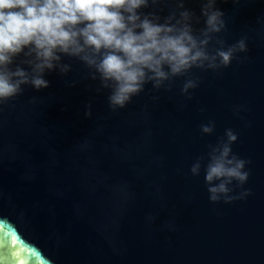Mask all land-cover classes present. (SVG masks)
I'll list each match as a JSON object with an SVG mask.
<instances>
[{"label":"water","instance_id":"water-1","mask_svg":"<svg viewBox=\"0 0 264 264\" xmlns=\"http://www.w3.org/2000/svg\"><path fill=\"white\" fill-rule=\"evenodd\" d=\"M202 3L184 0L197 29ZM216 7L220 38L246 37L248 51L228 67L193 68L159 89L149 82L113 110L111 89L62 55L70 68L47 70L48 87L25 84L0 103V237H16L11 257L23 248L28 264H264V0ZM174 10L176 0L138 11L163 23ZM25 59L10 67L31 71ZM189 77L198 86L185 94ZM210 121L215 131L202 133ZM228 128L238 134L233 153L249 162L247 182L229 186L248 194L212 202L204 167L197 176L191 166L201 156L206 166Z\"/></svg>","mask_w":264,"mask_h":264},{"label":"clouds","instance_id":"clouds-1","mask_svg":"<svg viewBox=\"0 0 264 264\" xmlns=\"http://www.w3.org/2000/svg\"><path fill=\"white\" fill-rule=\"evenodd\" d=\"M167 0H0V103L22 93V85L46 88L47 70L59 67L67 72L70 65L61 63L62 55L77 57L92 70L93 79L111 89L109 105L113 110L125 107L133 96L151 82L165 87L166 81L187 76L193 68L219 70L239 59L237 53L247 52L246 37L231 45L218 35L226 29L224 12L217 0H203L201 13L204 26L197 29L200 17L176 0L179 10L163 18L155 12L138 10ZM139 30V31H138ZM215 41L213 50L209 46ZM27 49V51H25ZM21 53L23 63L13 69L14 58ZM198 80L189 77L182 91L196 88ZM170 87V84L167 85ZM190 98V97H189ZM87 115L91 116L89 110ZM204 134L215 131V122L202 124ZM238 139L233 129L225 130L214 145H209L207 164L204 156L197 158L191 173L199 175L202 166L212 202H232L248 194L232 195L233 182L243 186L249 172L247 160L233 153ZM16 237H0V264H28L24 249L16 258L7 253V245Z\"/></svg>","mask_w":264,"mask_h":264},{"label":"snow or ice","instance_id":"snow-or-ice-1","mask_svg":"<svg viewBox=\"0 0 264 264\" xmlns=\"http://www.w3.org/2000/svg\"><path fill=\"white\" fill-rule=\"evenodd\" d=\"M4 230V226H0V232H3Z\"/></svg>","mask_w":264,"mask_h":264}]
</instances>
